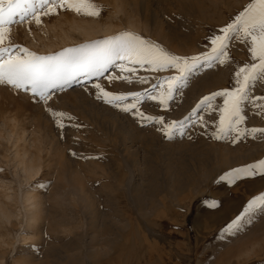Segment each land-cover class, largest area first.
Here are the masks:
<instances>
[{
    "label": "rangeland",
    "instance_id": "374dc122",
    "mask_svg": "<svg viewBox=\"0 0 264 264\" xmlns=\"http://www.w3.org/2000/svg\"><path fill=\"white\" fill-rule=\"evenodd\" d=\"M250 2L251 0H96L97 4L104 6L99 17L78 16L71 11L60 10L58 14L42 17L40 25H36L34 21L14 23L9 27H18L20 37L17 38L11 31L9 35L13 43L27 47L38 54H49L31 46L29 38L25 37L26 32L29 30L39 32L41 25L52 24L57 17L64 16L70 20L76 16L103 22L113 14L116 15L114 19L116 28L112 33L97 35L87 40L77 37L78 43L102 39L127 30L160 46L165 45L164 49L172 54L190 57L210 51L208 38L220 34L219 30L230 23ZM118 6L123 8L120 9L122 11L117 12ZM129 19L135 21V30L129 28ZM78 43L66 44L53 52ZM248 47L247 43L233 37L228 47L229 58L224 64L213 63L210 67H198L190 75L186 86L180 87L175 92L167 109L160 107L158 101L145 99L139 105L141 111L145 115L163 116L165 122L181 120L202 97L234 86L236 69L251 60ZM131 67L136 69L134 75L127 72L122 74L119 69L110 68L99 82L108 91L139 92L144 89L151 90L152 85L157 83V78L175 74V70L153 72L147 67L140 68L138 65ZM222 69L226 71L225 81L213 86L210 78L217 77ZM122 75H132L131 82L116 78ZM109 76L113 79H107ZM141 76L145 78V83L138 82L137 77ZM95 82L96 78L91 81L74 82L63 92L57 91L52 94L47 106L43 102H37L38 98L34 100L30 93L17 92L9 86L0 85V121L5 114L19 119L21 127L27 130L26 137L30 138L29 141L39 139L41 149L39 173L29 181H25L22 174H19L20 177L16 181L14 165L10 161L11 143L6 140L0 141V178L14 180L12 185L14 191L20 186L22 189L28 184L34 186L37 199L39 198L37 212L39 219L29 231L28 239L15 243L13 249L0 243V247H3L0 249V264H147L146 261L148 264H174L178 261L180 264H211L219 254L220 257L231 260L227 264H264V214H257L253 223L235 236L222 238L223 226L216 235L206 237L204 228L199 223L202 219L198 214L202 204L209 202L211 198L199 199L192 209L183 202L185 207L175 209L176 224L170 227L168 224L160 223L153 214L154 209L150 208L152 203L161 199L167 190L163 178L158 179L154 184L153 196L148 193L146 183L140 191L134 188V184H140L141 180L130 183L129 193H127V185L120 186V174L124 170V165L131 163L135 167L136 159H140L143 155L149 156L148 160L153 161L152 164L160 171H163L167 162H172L173 165H179L181 162L193 164L199 159L214 155V151L220 146L230 150L228 155L232 157L252 154L256 159L244 162V165L255 163L264 159V135L257 133L254 137L244 136L235 144L230 139H214L211 134L215 131L214 121L218 116L215 113L200 111L208 122L206 126L186 122L184 135L176 134L169 139L157 130L159 125L142 123L140 117L134 116L132 112H123L106 104L102 99L98 100L92 87ZM251 93L257 97L264 96V81L257 80L251 88ZM220 102H222L220 98H217L216 103ZM47 108L65 112L73 119H65L64 127L60 128ZM258 111L259 109L247 105L243 126L264 128V114H257ZM122 143L130 146V153H126L125 156L120 149ZM255 149H258L260 155ZM135 151L138 152V157ZM259 176L264 175L238 178L236 183L240 185L244 182L245 186ZM73 184L77 187V191L73 190ZM85 186L90 192L92 214L84 208ZM261 192H264V187L251 194L244 191V197H247L244 199V205ZM138 196L143 200L142 211L148 213L147 218L142 219L135 215L140 208L135 206L131 199L132 197L136 199ZM8 205L12 207L11 205L14 204ZM128 205L132 207L130 211L125 207ZM131 221L135 222L136 229L131 228ZM11 224L0 227V233L6 234L8 230L14 232L19 228L18 221L13 220ZM93 233V236L90 235ZM121 236H125L127 240L124 241ZM93 237L94 244L91 241ZM106 239H117V242L114 245L107 244ZM11 240L12 243L15 242L12 238L7 239L10 242ZM69 241H74L76 244L70 248H63L62 245ZM47 247H53L56 254H52V257L47 256ZM73 247L77 249L74 250ZM212 249L215 251L211 263H204L209 261L204 259L212 253ZM218 263L215 261L213 264Z\"/></svg>",
    "mask_w": 264,
    "mask_h": 264
},
{
    "label": "snow or ice",
    "instance_id": "6c2138e0",
    "mask_svg": "<svg viewBox=\"0 0 264 264\" xmlns=\"http://www.w3.org/2000/svg\"><path fill=\"white\" fill-rule=\"evenodd\" d=\"M71 11L78 16L99 17L104 6L96 0H0V85L9 86L17 92L30 93L34 100L47 106L52 94L63 92L74 82L91 81L96 98L123 112H132L139 116L142 123L159 125L158 131L166 138L176 134L184 135L185 125L195 123L206 126L207 121L200 111L215 113V131L212 137L217 140L230 139L235 144L241 137L264 135V128L243 126L245 108L251 105L259 109L257 114H264V96H253L251 88L257 80L264 81V0H251L243 10L222 27L220 34L209 37L210 51L193 56H179L166 51L158 43L150 41L131 31H121L102 39L86 41L49 54H38L20 44L11 42L10 25L14 23H42V17L58 14V11ZM233 37L249 45L251 60L234 73V86L215 91L201 98L190 113L181 120L165 122L163 116L145 115L139 105L148 99L158 101L160 107L167 109L169 101L198 67H210L213 63L224 64L228 58V47ZM138 65L153 72L175 70L174 75L157 78L151 90L139 92H112L105 89L100 78L110 68L119 69L120 73L135 74ZM132 75L118 76L131 82ZM111 80L113 77L109 76ZM138 82L145 83L143 76ZM87 90V89H86ZM217 98L222 102L216 103ZM130 101V102H129ZM56 125L64 127L65 119H73L62 111L47 108ZM134 110V111H133ZM264 175V159L230 169L219 177L229 184L241 177ZM215 206L216 201H210ZM257 214H264V192L253 196L243 209L221 229V237L235 236L253 223Z\"/></svg>",
    "mask_w": 264,
    "mask_h": 264
},
{
    "label": "bare ground",
    "instance_id": "6f19581e",
    "mask_svg": "<svg viewBox=\"0 0 264 264\" xmlns=\"http://www.w3.org/2000/svg\"><path fill=\"white\" fill-rule=\"evenodd\" d=\"M117 9H118L117 12H120L122 11L120 9H123V8L118 6ZM115 18H116V15L112 14V15H109V17L105 21L99 22L97 20H91V19L87 20V19L76 17V16H74L70 20L66 19L64 16L59 17V18L57 17V19L52 24L47 23L45 25L44 24L41 25L42 26L41 31L39 32L35 30H31V31L29 30L28 32H26L27 34L25 37L29 38V44L31 46L37 47L43 52L52 53L55 49H58L59 47L64 46L66 44H72V43L75 44L76 42L78 43L79 39L77 37H80L82 40H87L97 35L112 33L114 29L116 28V24L114 22ZM134 22L132 19H129L128 25H129V28L132 30L136 29V25ZM17 28L18 27H12V28L10 27V31L18 38L20 36H19V30ZM164 46L165 45H163L162 47L164 48ZM225 72L226 71L222 69V71H220L217 77L215 76H214L215 78L212 77L214 78L213 80L212 78H210L213 86L220 84L222 81H225V78H226ZM203 85H206V84H203ZM1 119L2 120L0 121V141L6 140V141H9L8 143H11L10 146L12 149L10 150L11 151L10 161H12V163L11 162L10 163L14 165L12 166L15 169L14 172L16 175V179L20 177L19 174H22L25 181H29L33 177H35L41 169V160H40V155H39L41 151L40 145H39L40 141L39 139H36L35 137H34L35 139H31L29 141L30 138L28 139L26 137L27 130L23 129L24 127L23 128L21 127L18 121L19 119L17 120V118L10 117L7 114H5V116H2ZM34 135L36 136V134ZM30 136L32 137V135ZM123 143L120 149H121V153L125 156L126 153H130L129 151L130 146H127V144H123ZM220 147L216 148V150L214 151V155L204 158L202 160L199 159V161H196L195 163L193 162V164H187V163L181 162V164L179 165H173L172 162H167L166 167L163 169V171H160L154 164H152L153 161L150 162L148 160L147 157L149 156H146V155H143L141 157L139 156L140 159H136L135 161L137 164L135 167H134V164H131V163L130 164L126 163L124 165L123 167L124 170L120 174L121 176L120 186L127 185V190H128L127 193H129L130 183L135 182L137 180H141L140 184H137V183L134 184V188L140 191L144 187V184L146 183L148 185L147 187L148 193L153 196L154 191H155L154 184L156 183L158 179L163 178V181L166 183L167 190L164 192V195L161 199H158L157 201H154L152 203L151 205L152 207L150 208L151 210L154 209L153 210L154 213L153 212L152 213L155 215V218L160 221V223H162L163 225L168 224L170 227L176 224L175 217L177 215L176 213L177 211L175 209L176 208L180 209V208L185 207L183 202H185L186 205L188 204L189 209H192L194 204L199 199H202L205 197L206 199L208 197L211 198L210 201H216L215 206H210L209 204L210 201L203 203L201 210L199 211L200 213L198 215H199V218L202 219L199 221V223L203 226L206 237H210L212 235L214 236L217 234L218 230H220L219 228H222L227 223H229L243 209L244 199L247 198V197H244V191L251 194V193L258 191L262 187H264V176H261V177L259 176V178H256L248 183L245 182L246 183L245 186H244V182L238 185L236 183V180L232 184H229L226 181H220L219 177L223 175L225 172L229 171L230 169L243 166L244 162H248L255 158V156L253 158L252 154L248 156H244L245 155L244 154V155H239V156L236 155L237 157H234V156L232 157V156H229L230 150L224 149L223 147L220 148ZM137 151L134 152L136 156L138 155V152H140V151L138 152ZM256 151L258 152V149H255V152ZM258 153L260 155V152ZM123 162H127V161H123ZM144 167L145 169H143ZM160 175L163 177H160ZM241 178H244V177H241ZM126 180L128 181V184H126L127 182ZM13 181L8 180L6 178H0V227H6L10 225L13 220L18 221V224H19V228L15 230L14 232L8 230L6 234L3 232L0 233V243L3 246H7V247L11 246L12 249L14 248L15 243H18L20 241L22 242L24 240L26 241V239H28L29 231H31V229L34 228L36 220L39 219L37 217L38 216L37 212L39 211V201H38L39 198L37 199L34 186L32 187L28 184L26 188L22 189V187L19 185L20 186L19 189H17V191H14V189L12 188V185L14 183ZM16 181H18V179ZM73 190L77 191V187L74 186V184H73ZM89 193L90 192L88 188L86 189V186H85L83 190V194H84L83 201L85 204L84 208L86 209L88 213L91 212L90 214H92L91 210L93 208L92 207L93 204H92V201L90 200L91 197ZM123 196H124V193L122 190L121 197L123 198ZM131 201L133 202L135 206L140 208L138 209L135 215L142 219L147 218L148 213L146 212L143 213L142 211L143 209L142 201L143 200H141V196H138L136 199L132 197ZM9 203L10 204L13 203L14 205H11L12 207H10L8 205ZM125 207L127 210L132 208L130 205L125 206ZM93 218H96V217H93ZM134 223L133 221H131L132 229H136L134 227ZM147 223L149 224V221ZM92 228H94V226ZM162 233H164L163 234L164 236L166 235L165 231H163ZM90 235L93 236L94 233ZM11 238L15 241L14 243H12V240L11 242L7 241V239H11ZM121 238L124 241L127 240L125 236H121ZM94 240L95 239L93 237L91 241L93 242ZM105 241L107 242V244L114 245V243L117 242V239H114V240L106 239ZM73 244H76V243L74 241H69V242L64 243L62 247L70 248L72 247ZM92 244H94V242ZM1 248L3 249V247H0V249ZM75 249H77V247L74 248V250ZM214 251L215 249H212V253H210L207 256V259H204L206 261L208 260L209 261L204 262V263H211L212 261L211 259H212V255H214L213 254ZM54 253L55 252H54L53 247H47V252H46L47 256H51ZM186 254L190 255V253L189 254L186 253ZM215 261H218L219 262L218 264H227L231 260L230 259L228 260L224 258L223 256L220 257V254H219L216 256V259L214 260V262ZM214 262H212L211 264H213ZM146 263L148 264V261H146ZM174 264H180V262L178 261L177 263H174Z\"/></svg>",
    "mask_w": 264,
    "mask_h": 264
}]
</instances>
